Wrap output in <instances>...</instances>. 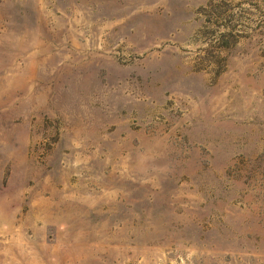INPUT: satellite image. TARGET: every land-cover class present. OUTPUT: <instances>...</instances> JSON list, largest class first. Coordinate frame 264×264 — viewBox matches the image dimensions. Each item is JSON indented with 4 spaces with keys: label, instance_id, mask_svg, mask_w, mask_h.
<instances>
[{
    "label": "rangeland",
    "instance_id": "obj_1",
    "mask_svg": "<svg viewBox=\"0 0 264 264\" xmlns=\"http://www.w3.org/2000/svg\"><path fill=\"white\" fill-rule=\"evenodd\" d=\"M0 264H264V0H0Z\"/></svg>",
    "mask_w": 264,
    "mask_h": 264
}]
</instances>
